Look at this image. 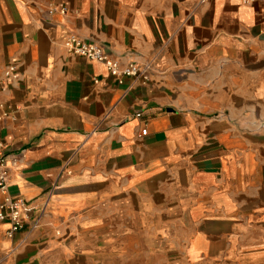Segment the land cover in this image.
<instances>
[{
	"label": "crops",
	"instance_id": "obj_1",
	"mask_svg": "<svg viewBox=\"0 0 264 264\" xmlns=\"http://www.w3.org/2000/svg\"><path fill=\"white\" fill-rule=\"evenodd\" d=\"M13 62L8 191L45 209L0 221V264H264V0H0V78Z\"/></svg>",
	"mask_w": 264,
	"mask_h": 264
},
{
	"label": "built area",
	"instance_id": "obj_2",
	"mask_svg": "<svg viewBox=\"0 0 264 264\" xmlns=\"http://www.w3.org/2000/svg\"><path fill=\"white\" fill-rule=\"evenodd\" d=\"M241 3L248 4L254 0H239ZM61 14L67 13L66 7L60 5L57 8ZM63 47L69 55L80 56L85 59L101 63L105 66L108 74L115 79L118 84H122L124 78L133 77L145 83L147 81L148 65H139L135 62H127L121 64L117 59L109 55L103 47L95 42L83 40L80 37L70 34L63 41ZM19 71L17 63L7 64L0 78V92L7 82L19 81ZM95 82H98L95 80ZM140 116L139 113L136 114ZM146 129L141 130V134L145 135ZM9 167L6 163L5 156L0 153V221H6L9 224L8 235L21 230L25 226L23 213H30L38 210L39 215L33 216L30 221V228L34 229L38 226L39 216L43 214L45 204L40 208L33 207L25 201L13 198L8 191ZM54 191L52 188L51 193Z\"/></svg>",
	"mask_w": 264,
	"mask_h": 264
}]
</instances>
